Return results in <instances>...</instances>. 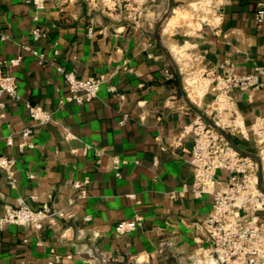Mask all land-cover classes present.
Wrapping results in <instances>:
<instances>
[{
    "label": "crops",
    "instance_id": "0c3cea01",
    "mask_svg": "<svg viewBox=\"0 0 264 264\" xmlns=\"http://www.w3.org/2000/svg\"><path fill=\"white\" fill-rule=\"evenodd\" d=\"M185 1L194 0H142L141 21L132 23L123 2L114 10L108 0L107 7L45 0L37 10L0 0V59L18 60L10 70L18 98L0 95V158L12 161L14 183L0 169V215L18 200L63 213L41 229L5 225L0 264H216L204 232L212 196L179 192L193 182L191 129L200 113L232 112L240 151L252 155L260 145L245 127L264 129V89L225 93L222 82L264 68V19L255 16L264 0H202L215 8L210 22L191 28L188 17L172 25L168 18L158 31L164 15L180 9L173 4ZM58 69L79 80L103 77L96 98L67 101ZM258 79L264 83V73ZM31 107L49 113L48 123L36 126ZM117 157L119 177L111 167ZM216 179L223 181L213 184L218 192L226 176ZM135 218L140 225L116 234L120 222Z\"/></svg>",
    "mask_w": 264,
    "mask_h": 264
},
{
    "label": "built area",
    "instance_id": "2783aa9c",
    "mask_svg": "<svg viewBox=\"0 0 264 264\" xmlns=\"http://www.w3.org/2000/svg\"><path fill=\"white\" fill-rule=\"evenodd\" d=\"M142 0H108L112 3V9L116 10L122 2L127 8L126 20L132 23H139L142 17L140 4ZM37 10L44 8L45 0H25ZM103 6L107 7L106 0H101ZM109 9V8H108ZM256 20L261 23L264 19L263 10L256 12ZM91 34V30H89ZM34 39L40 34L37 29L32 33ZM25 51L42 59L37 53L28 48ZM18 63L17 59H0V95H6L11 100L18 98L17 82L10 70ZM69 89L67 101L76 104L88 102L96 98L103 77H89L86 79H77L73 72L57 70ZM264 73V68L256 70L255 75L235 76L228 74L222 82L223 91L231 92L233 89L247 91L250 89H264V83L258 79L259 75ZM113 92V91H112ZM3 105L0 104V107ZM264 116V115H263ZM2 117V115H0ZM29 119L36 125L42 126L48 123L49 113L41 107H31L28 109ZM125 120L123 118L122 122ZM193 145L189 151V163L193 170V182L190 186L182 187L179 195L191 193L196 198L202 195L212 196V211L205 219L204 232L212 248L209 259H214L216 264H264V193L257 186L258 168L256 161L248 156H244L234 151L228 142L218 132L207 127L203 119L196 118V122L191 129ZM30 130L22 132V137H27ZM7 145H12L10 139L6 140ZM261 154L260 158L262 168ZM101 151L96 152L100 158ZM122 162L118 157L111 161L112 170L119 177V167ZM12 161L0 158V169L7 176L8 185L13 188V175L10 172ZM221 172L226 176L224 185L218 192L213 190V184H221V179H216L217 174ZM264 190V175L261 181ZM73 189L81 192V198L85 196V190L80 183H74ZM175 192L171 193L174 198ZM4 212L0 215V231L5 225L28 226L30 228L41 229V222L51 216L63 217L62 212L53 213L43 205L39 209H30L22 200H18L17 206L11 208L4 206ZM140 219L134 221L120 222L116 228V234H125L134 230Z\"/></svg>",
    "mask_w": 264,
    "mask_h": 264
},
{
    "label": "rangeland",
    "instance_id": "374dc122",
    "mask_svg": "<svg viewBox=\"0 0 264 264\" xmlns=\"http://www.w3.org/2000/svg\"><path fill=\"white\" fill-rule=\"evenodd\" d=\"M190 3H196L201 6H204L203 9H195V6L192 7L189 4ZM172 8H180V9H174V11H182L187 17H188V24L186 26H190L191 28H197L198 23L201 24L202 22L208 23L211 21V17L214 18V11L215 8L212 9V4L210 2H203L202 0H194V1H185L183 3H176L173 4ZM194 8V9H193ZM185 16V18H187ZM173 17L171 12H168L167 14L164 15L162 18L163 20L160 22V27L158 28V31L162 30L165 23L167 22L168 18ZM208 115L206 116L210 121H212L216 126H218L220 129H222L228 136L231 137L232 141L234 144H238L241 141H244L242 139V136L239 135L236 126L234 125V118L235 115L232 114V112L229 115L224 116V114L221 113H209V110L207 111ZM223 112V111H222ZM228 112V111H224ZM264 119V116L261 117L259 120L262 121ZM204 121V120H203ZM204 123L206 124L207 127H210L205 121ZM255 125V124H254ZM254 125L252 126L251 130H247L246 128V135H248V138L250 141L252 139H255L256 142H259V146H257L258 149L254 151V155L257 154L260 155L261 151L264 150V129L262 130L261 135L253 134L254 133ZM211 128V127H210ZM264 157V154L262 155Z\"/></svg>",
    "mask_w": 264,
    "mask_h": 264
},
{
    "label": "water",
    "instance_id": "95a60500",
    "mask_svg": "<svg viewBox=\"0 0 264 264\" xmlns=\"http://www.w3.org/2000/svg\"><path fill=\"white\" fill-rule=\"evenodd\" d=\"M160 27V24L157 26V29ZM155 40L157 42V44L159 45V40H158V36L155 32ZM160 46V45H159ZM199 117H201V119H203L213 130H215L216 132H218L221 136L224 137V139L228 142V144L231 146V148L238 152L239 154L241 155H244V156H248L249 158H253L256 163H257V168H258V176H257V186H258V189L264 193V190L262 188V185H261V181H262V169H261V164H260V158L259 156L257 155H249V154H245L243 152L240 151V149L238 148V146L236 144L233 143L232 139L230 136H228L222 129H220L218 126H216L212 121H210V119H208L207 117H205L204 115H202L201 113L199 114Z\"/></svg>",
    "mask_w": 264,
    "mask_h": 264
},
{
    "label": "bare ground",
    "instance_id": "6f19581e",
    "mask_svg": "<svg viewBox=\"0 0 264 264\" xmlns=\"http://www.w3.org/2000/svg\"><path fill=\"white\" fill-rule=\"evenodd\" d=\"M199 1V0H198ZM201 1V0H200ZM203 2H206V1H203ZM191 4V3H190ZM193 4H195V9H197V7H198V5L199 4H196V3H193ZM191 6V5H190ZM203 8H204V6H203ZM173 9V8H172ZM171 9V10H172ZM185 14L184 13H182V11H180V13L179 12H174V16L172 17V18H170L169 19V21H168V24L169 25H172L173 23H181V21H186V19L187 18H185ZM187 17V16H186ZM263 121H264V119H262ZM257 135H261L262 133H261V131H262V129L261 128H258L257 129ZM264 154V152L262 153V155ZM262 155H261V159H262V168H264V157H262Z\"/></svg>",
    "mask_w": 264,
    "mask_h": 264
}]
</instances>
